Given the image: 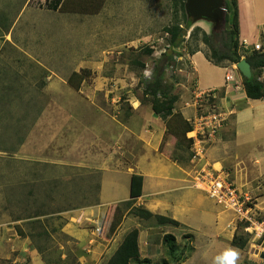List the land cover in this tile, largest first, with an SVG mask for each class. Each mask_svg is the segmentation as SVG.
I'll use <instances>...</instances> for the list:
<instances>
[{
    "label": "rangeland",
    "instance_id": "rangeland-1",
    "mask_svg": "<svg viewBox=\"0 0 264 264\" xmlns=\"http://www.w3.org/2000/svg\"><path fill=\"white\" fill-rule=\"evenodd\" d=\"M16 1L0 0V12L13 16L20 7L16 5L19 4ZM104 1L107 0H101L102 3ZM31 2L35 7L40 5V0ZM110 3V8L107 7L106 12L101 15L99 36L89 43L87 41L84 45L75 46V62L71 60L69 63L78 65L75 68L78 73L74 74L85 70L87 75L81 73L84 80L80 84L76 79L72 80L75 85L80 86L77 93L70 91L63 94L70 103L69 108L53 110V119L48 120L53 122V136L58 139L40 143H28L23 139L20 142L12 141L8 143L11 151L14 148L20 149L21 154L26 155L22 157L24 162H12L13 160L8 159L12 155L0 158V264H106L112 255L114 247L109 245L98 259L100 255L89 252L86 247H79L76 241L64 235L62 229L67 223L77 224L75 219L80 214L83 217L81 226L84 227L90 224L87 222L88 217L96 218L97 214L102 213H96L95 208L99 202L101 175L105 177L108 190L117 188L118 191L115 192H118V196L123 191L126 166L131 167L135 159L130 150H134L132 141L126 142L127 147L123 141L127 129L131 128L128 122L133 111L132 105L149 104L150 98L143 94L144 83L151 80L154 62L167 48L169 37L164 29L174 21L181 20V12L175 6V0H111ZM104 6L106 5L103 3L102 7ZM195 27L207 35L211 34L210 24H192V28L186 33L183 47L173 53L174 65L164 70L165 85L172 95L181 96L177 108L181 102L185 104L190 103L191 98L194 100L195 83L187 60L189 53L192 50L211 53L209 47L201 42L200 35L189 39L190 31ZM225 29L224 24L216 30L220 38L214 45L220 51ZM121 41L127 43L122 45ZM83 48L85 52L81 53ZM146 49L152 51L150 56L144 53ZM74 50L73 48L71 51ZM135 62L143 64L144 68L141 69ZM7 73L5 71V75ZM37 76L39 77V72ZM48 98L38 92V99L46 102ZM15 111L16 116L21 114L20 117L26 116L28 112ZM36 112L37 109H32L31 116ZM13 118L11 116L7 120ZM140 119L132 128L136 134L147 131L142 129ZM233 119L234 116L231 115L230 120ZM14 124L7 123L3 133L10 132V135H14L23 126L18 125L16 128ZM246 127L249 128L247 125ZM28 128L29 126H24L21 130L24 138L27 137ZM247 128H244L245 131ZM262 128L263 131L257 132V135L263 137L264 142V127ZM219 131L217 137L221 132ZM227 132V135L233 134L232 126ZM173 138L166 135L160 151L166 152L170 160H177L178 164L185 165L190 159V151L183 150L184 143L181 141L178 145ZM168 141L171 142L170 147H166ZM211 147L210 157L206 152L202 166H213L215 170L223 166V173L230 177L237 189L252 197L259 215L264 218V158L255 157L258 154L255 150H250L254 154L250 156L246 151L235 154L231 148H221L220 143H210L207 151ZM27 156L46 163L38 164L41 166L36 169L32 168L25 163ZM211 157L218 164L211 163ZM5 158L7 160H3ZM191 164L194 169L199 170L200 164ZM205 203L204 207H214L210 200ZM116 207H108L103 212L106 234H110L109 223L117 218ZM217 209L219 214L214 222L213 218L205 216L203 210L191 216L189 226L192 228V235L185 227L177 229L175 256H169L162 243V233L156 230L148 236L150 250H153L150 258L139 259L135 261L138 263L132 264H228L231 257L229 251L237 253L233 264H264V259L253 254V247H250L249 242L243 250L231 246L233 235L241 234V230L236 227L230 213L223 211L221 214L222 209ZM119 210L124 213L121 207ZM34 214L39 216L36 221L27 223L26 218ZM138 223L142 224V228L146 227V222ZM150 223L157 226L153 221ZM146 236H143L144 241ZM159 245L161 248L156 249ZM140 246L144 248L145 244ZM27 250L31 251V255ZM162 253L164 258L161 257Z\"/></svg>",
    "mask_w": 264,
    "mask_h": 264
},
{
    "label": "crops",
    "instance_id": "crops-1",
    "mask_svg": "<svg viewBox=\"0 0 264 264\" xmlns=\"http://www.w3.org/2000/svg\"><path fill=\"white\" fill-rule=\"evenodd\" d=\"M31 1L17 0L16 3L19 4L16 5L20 7L16 9L17 12L13 16L0 12V158L12 155L11 158H6L13 160L14 163H23L22 157L26 155L21 154L20 149L14 148L11 151L9 142H20L23 139L28 143L33 141L40 143L41 141L53 142L58 139L53 136V122L48 120L53 119V110L69 108L70 103L66 97H63L64 93L79 91L68 85L69 77L78 73L75 69L78 65L69 63L71 60L75 62L77 53L75 46L84 45L83 43L87 41L89 43L99 36L101 15L106 12L107 7L110 8L111 4V0L104 1L103 3L106 5L104 7H102L101 0H60L59 5V0H40L39 7H35ZM42 2L44 3L41 4ZM54 6L56 9H53ZM237 6L239 43L249 50H253V46L258 45L260 51H264V0H237ZM111 18L112 16H110ZM126 43L127 41L120 42L122 45ZM73 48L75 50L71 51ZM83 52H85L84 48L81 49V53ZM187 60L194 76V100L192 101L190 96V103L183 104L181 102L177 108L181 99V96H178L174 111L179 112L190 124V120L196 115L194 102L198 93L215 91L217 99L214 104L226 112L228 118L224 127L221 128V132L219 131L220 134L218 137L216 136L214 144L220 143L221 148H231L235 154L246 151L247 155L254 156L251 151L255 150L258 151L255 157L264 158L263 137L257 135V132H262V127H264V98L261 101L247 99L242 77L235 67L213 66L205 59L201 50L188 55ZM70 68H72L71 71ZM5 71L8 72L6 75ZM37 72H39V77ZM227 77L230 78L228 81H226ZM260 80L264 84V71ZM38 92L42 96L49 97L48 100L45 102L38 99ZM132 107L133 111L128 122L131 128L127 129L126 138L123 141H125V147H127V141H132L134 150L132 148L130 150L134 153L135 159L131 167L126 166L123 191L118 196V192H115L118 191L117 188L108 190L105 177L101 175L98 188L99 202L95 208H97L96 213H100V211L102 213L97 214L96 218L88 217L87 222L90 224L82 227L83 217L80 213L83 211H81L75 219L77 224L70 222L65 224L62 229L64 235L76 241L79 247H86L89 252L97 256L100 255L98 259L109 245L114 247L113 255L124 237L134 229L138 231V260L150 258L153 250H150L148 236L153 231L158 230L159 233H162V237L173 236L176 244L175 232L178 231L177 229L185 227L192 235L189 221L194 213L203 210L205 216L213 218V222L219 214L217 209L219 207L212 201L214 207H204L206 200L209 199L203 192L193 187L198 170L191 166L190 159L183 166L178 164L177 160H170L163 150L160 151L166 136V128L163 121L153 115L151 105L143 106L134 103ZM32 109H37L34 116L30 114ZM15 110H28L27 117H20L21 114L16 116ZM231 115L234 116L233 120H230ZM11 116L14 118L7 120ZM137 118L140 119L142 129L147 130L141 134H136L132 129L133 125L139 121ZM7 123L14 124L16 128L18 125L23 126L14 135H10V132L4 134V126ZM24 126H29V132L25 138L23 137L24 132L21 131ZM230 126H232L233 134L227 135ZM244 128L248 130L245 131ZM188 137L189 133L186 135L187 139ZM170 143V141L166 142V147L168 145L170 147ZM212 147L207 151L209 157ZM6 158L3 160H7ZM27 158L25 163L35 169L37 166H41L38 164L46 163L33 156H27ZM212 160V157L209 158L211 163L218 164ZM222 168L223 166L216 171H222ZM100 171L104 173L103 170ZM132 175H139L143 178L141 195L134 199H131L129 194ZM243 193L245 192L243 191ZM130 201L133 202L132 208H142L154 216L169 218L177 222L178 227L159 226L153 219L143 221L133 215L129 216L130 214L126 212L121 217L113 235L105 238L100 233L94 234L95 227L103 229V212L108 207H118L122 203ZM220 213L223 214V211ZM150 221H153L157 226L151 224ZM138 222H146V227L142 228V224ZM144 235H147L145 241L143 240ZM117 237L119 238L117 239ZM97 239L98 243H96ZM140 244H145V247L141 248ZM160 248L159 245L156 249ZM28 253L31 255V251ZM161 257L164 258L163 253ZM138 260H133L130 264L138 263L135 262Z\"/></svg>",
    "mask_w": 264,
    "mask_h": 264
},
{
    "label": "trees",
    "instance_id": "trees-1",
    "mask_svg": "<svg viewBox=\"0 0 264 264\" xmlns=\"http://www.w3.org/2000/svg\"><path fill=\"white\" fill-rule=\"evenodd\" d=\"M184 3L185 0H175V6L178 8V11L181 12V20L174 21L172 25L164 29V32L169 37L167 39V48L160 58L154 62L151 80L144 83L143 94L150 98L149 104L151 105L153 115L163 121L166 128V135L174 137L178 145H180L182 141L185 145V149L183 150L190 151L191 141L186 138V135L191 132V126L179 112L174 111L175 104L178 101V96L172 95L165 85L163 78L164 70L175 63L174 51L183 47L186 33L192 28V22L185 16ZM59 4L60 0L58 5ZM53 9H56L55 6ZM225 26L226 29L223 34L224 41L221 42L222 51L214 45L219 42L217 39L220 38L217 31H211V34L207 35L200 28L195 27L190 31L189 39L197 38L198 35L201 36V42L209 47L211 51L210 54L203 53L204 57L213 66L226 67L236 65L244 59L250 65L252 72V76L249 80L242 78L245 95L249 100L261 101L264 98V84L260 80L264 71V51L249 50L239 43L237 0H225ZM197 51L198 50H192L189 55H192ZM144 53L147 56H150L152 51L146 49L144 50ZM135 63L141 69L144 68L143 64H138L137 62ZM81 73L87 75V72L82 70L79 74H73L68 79V85L76 91L79 90L80 82L84 80ZM73 79H76L79 84L75 85L72 81ZM142 182L143 178L141 176H131L129 186L131 199L137 198L141 195ZM132 205L133 202L130 201L122 203L120 206L116 207L117 218L108 225L110 234H106L107 232L105 229L107 226L105 224L103 225V229H100V234L104 235L105 238L113 235L117 230L121 217L126 212L143 221L153 219L159 226L170 225L178 227L179 225L177 222L169 218L154 216L142 208H132ZM120 207L123 209L124 213L119 210ZM38 217V214H34L30 217L28 216L26 221L27 223H30L31 221H36ZM237 228L241 230L239 226ZM16 229L18 230L19 228ZM137 240L138 231L134 229L124 237L122 243L106 264H130L131 261L138 260L139 249ZM248 241L247 236L243 234L241 230V234L235 233L233 235L230 244L235 249L243 250L246 248ZM162 243L166 246L168 251L167 253L170 257L176 255V244L173 236H163Z\"/></svg>",
    "mask_w": 264,
    "mask_h": 264
},
{
    "label": "built area",
    "instance_id": "built-area-1",
    "mask_svg": "<svg viewBox=\"0 0 264 264\" xmlns=\"http://www.w3.org/2000/svg\"><path fill=\"white\" fill-rule=\"evenodd\" d=\"M260 50V46H253V51ZM226 79L228 81L230 78ZM216 99L217 95L212 90L198 93L195 98L196 115L190 121L188 139L191 141L190 162L200 166L193 187L203 192L222 211L233 216L236 227L239 226L247 236L252 249L264 252V218L259 215L252 197L238 190L222 171L202 166L208 146L215 141L217 132L228 117L226 112L215 106ZM93 232L99 234L100 228L95 227Z\"/></svg>",
    "mask_w": 264,
    "mask_h": 264
},
{
    "label": "water",
    "instance_id": "water-1",
    "mask_svg": "<svg viewBox=\"0 0 264 264\" xmlns=\"http://www.w3.org/2000/svg\"><path fill=\"white\" fill-rule=\"evenodd\" d=\"M184 12L192 24L208 23L212 31H216L220 25L225 24V0H185ZM235 69L243 79L249 80L252 76L251 67L244 59L235 65ZM251 251L264 259V252L256 249Z\"/></svg>",
    "mask_w": 264,
    "mask_h": 264
},
{
    "label": "clouds",
    "instance_id": "clouds-1",
    "mask_svg": "<svg viewBox=\"0 0 264 264\" xmlns=\"http://www.w3.org/2000/svg\"><path fill=\"white\" fill-rule=\"evenodd\" d=\"M229 253H231V257L228 264H233V259L237 256V253L235 251H229Z\"/></svg>",
    "mask_w": 264,
    "mask_h": 264
}]
</instances>
